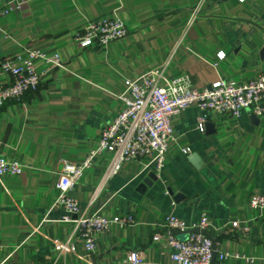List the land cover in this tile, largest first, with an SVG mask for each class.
I'll return each instance as SVG.
<instances>
[{"label": "crops", "instance_id": "obj_1", "mask_svg": "<svg viewBox=\"0 0 264 264\" xmlns=\"http://www.w3.org/2000/svg\"><path fill=\"white\" fill-rule=\"evenodd\" d=\"M7 1H26V8L0 18V64L37 50L57 55L61 65L36 59L38 88L0 108V157L22 165L19 176L0 177V264H129L131 253L145 264H169L162 227L168 215L187 225L206 218L215 253L227 254L211 264H264V210L248 205L252 193L264 194V112L235 119L188 107L171 120L159 173L144 158L104 180L109 157L95 158L69 195L84 215L131 216L134 223L101 233L92 252L54 205L62 162L79 164L96 146L102 126L122 108L124 79L161 66L165 77L187 75L194 89L264 76V0ZM111 15L126 36L79 49L74 33ZM7 82L0 68V83ZM192 154L198 164L188 160ZM52 241L70 251L59 253Z\"/></svg>", "mask_w": 264, "mask_h": 264}, {"label": "built area", "instance_id": "obj_2", "mask_svg": "<svg viewBox=\"0 0 264 264\" xmlns=\"http://www.w3.org/2000/svg\"><path fill=\"white\" fill-rule=\"evenodd\" d=\"M237 1L242 3L245 0ZM197 7L192 11L189 23L194 20ZM25 8L26 1L3 3L0 0V18L10 11H23ZM126 34L121 19L111 15L87 21L74 33L73 39L79 49L85 50L104 48ZM218 58L222 59L223 54L218 53ZM36 59L55 67L61 65L57 55L48 57L37 50H26L23 58L17 62L5 60L0 64L2 71L8 75V82L0 83V108L6 102L18 101L38 88L40 75L34 67ZM163 68L151 69L134 80L124 79L125 90L117 96L122 108L102 126L96 146L79 164L64 160L56 175L58 194L54 205L62 210L60 221L72 225L87 252L95 249L97 237L110 227L123 228L134 223L131 216L107 219L99 213L84 215L80 213L77 201L69 195L95 158L103 155L109 157L104 180L114 177L124 162H137L144 158H148L159 173L172 139L171 120L188 107L194 105L202 111L235 119L244 111L257 117L264 112V76L261 74L244 84L220 80L206 88L194 89L187 75L168 78L164 76ZM198 129L202 130L201 124ZM182 153L186 154L187 151L183 150ZM21 173L22 165L19 162L0 157V177L19 176ZM248 205L264 210V194L252 193ZM162 227L166 231L163 246L168 252L169 264H210L215 252L210 238L200 232H192L185 239H178L171 233L195 228L205 231L207 223L204 216L197 225H187L177 217L168 215ZM152 240L158 242V234H154ZM52 244L59 253L70 251L66 244L58 241H52ZM226 257V253H215L218 260ZM126 263L145 264L137 253L129 254Z\"/></svg>", "mask_w": 264, "mask_h": 264}, {"label": "water", "instance_id": "obj_3", "mask_svg": "<svg viewBox=\"0 0 264 264\" xmlns=\"http://www.w3.org/2000/svg\"><path fill=\"white\" fill-rule=\"evenodd\" d=\"M206 124H208V123H206ZM188 160H190V161L192 160L193 162H195L196 164H198L197 157L194 154L189 155L188 156ZM194 166L197 167L198 165H194ZM148 178L151 179L152 181L155 179L154 175H149ZM192 232H200V233L206 235V233L204 231H199L197 228H195L193 230H190V231H186V232L172 231L171 233H172V235H174L177 238V236L180 235V234H182V233H185V234L188 235V234H190ZM211 242H212V246H213V249H214V240L211 239ZM214 259H215V252H213V254H212V258H211L210 264L213 262Z\"/></svg>", "mask_w": 264, "mask_h": 264}]
</instances>
